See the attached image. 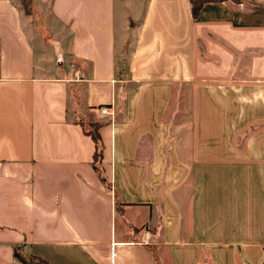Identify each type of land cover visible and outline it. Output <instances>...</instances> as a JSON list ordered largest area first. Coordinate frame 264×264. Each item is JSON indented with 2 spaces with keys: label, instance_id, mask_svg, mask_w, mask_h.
I'll return each mask as SVG.
<instances>
[{
  "label": "crops",
  "instance_id": "obj_1",
  "mask_svg": "<svg viewBox=\"0 0 264 264\" xmlns=\"http://www.w3.org/2000/svg\"><path fill=\"white\" fill-rule=\"evenodd\" d=\"M28 1L0 0L5 264H264V0Z\"/></svg>",
  "mask_w": 264,
  "mask_h": 264
},
{
  "label": "trees",
  "instance_id": "obj_2",
  "mask_svg": "<svg viewBox=\"0 0 264 264\" xmlns=\"http://www.w3.org/2000/svg\"><path fill=\"white\" fill-rule=\"evenodd\" d=\"M189 1L191 3V14L192 16H195L199 9V6L205 0H189ZM23 4H24V8L27 10L29 8V1L23 0ZM97 126H98L97 122L85 123L84 125L82 123V127H84V132H86V134L90 136L94 144V151L92 155V167L96 172L100 173L99 163L101 159L102 144L100 141V137L97 133ZM13 256L21 262L32 261L30 257L24 258L21 255H19L16 252V250L13 251ZM36 262H38L39 264H44L43 261L37 260Z\"/></svg>",
  "mask_w": 264,
  "mask_h": 264
},
{
  "label": "rangeland",
  "instance_id": "obj_3",
  "mask_svg": "<svg viewBox=\"0 0 264 264\" xmlns=\"http://www.w3.org/2000/svg\"><path fill=\"white\" fill-rule=\"evenodd\" d=\"M23 2V0H22ZM9 254V249L8 248H0V264H5V259L7 255Z\"/></svg>",
  "mask_w": 264,
  "mask_h": 264
},
{
  "label": "built area",
  "instance_id": "obj_4",
  "mask_svg": "<svg viewBox=\"0 0 264 264\" xmlns=\"http://www.w3.org/2000/svg\"><path fill=\"white\" fill-rule=\"evenodd\" d=\"M145 242V241H144Z\"/></svg>",
  "mask_w": 264,
  "mask_h": 264
}]
</instances>
